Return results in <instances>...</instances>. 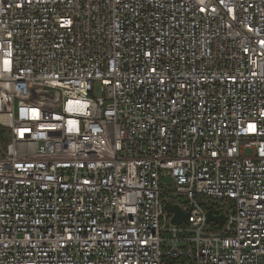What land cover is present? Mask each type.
I'll return each mask as SVG.
<instances>
[{"label":"built area","instance_id":"2783aa9c","mask_svg":"<svg viewBox=\"0 0 264 264\" xmlns=\"http://www.w3.org/2000/svg\"><path fill=\"white\" fill-rule=\"evenodd\" d=\"M0 129V264H264V0H0Z\"/></svg>","mask_w":264,"mask_h":264},{"label":"water","instance_id":"95a60500","mask_svg":"<svg viewBox=\"0 0 264 264\" xmlns=\"http://www.w3.org/2000/svg\"><path fill=\"white\" fill-rule=\"evenodd\" d=\"M165 209L168 212L174 213L172 218H171V221L174 224H181L183 221L188 220L189 213L183 212L177 205L166 204ZM206 215H207V222L215 221V222L221 224L224 220L223 215H214L209 207H208V210L206 212Z\"/></svg>","mask_w":264,"mask_h":264},{"label":"rangeland","instance_id":"374dc122","mask_svg":"<svg viewBox=\"0 0 264 264\" xmlns=\"http://www.w3.org/2000/svg\"><path fill=\"white\" fill-rule=\"evenodd\" d=\"M162 180H163L164 183H167V182L170 181V178H168V179H166V178H162ZM210 226H213V225H210V223L207 224V227H210ZM207 227H206V228H207ZM213 227H214V226H213Z\"/></svg>","mask_w":264,"mask_h":264},{"label":"trees","instance_id":"16d2710c","mask_svg":"<svg viewBox=\"0 0 264 264\" xmlns=\"http://www.w3.org/2000/svg\"><path fill=\"white\" fill-rule=\"evenodd\" d=\"M0 132H2L1 129H0Z\"/></svg>","mask_w":264,"mask_h":264}]
</instances>
